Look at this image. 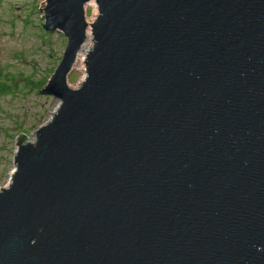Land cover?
<instances>
[{
  "label": "water",
  "instance_id": "obj_1",
  "mask_svg": "<svg viewBox=\"0 0 264 264\" xmlns=\"http://www.w3.org/2000/svg\"><path fill=\"white\" fill-rule=\"evenodd\" d=\"M41 11L67 38L40 90L59 100L16 137L0 264H264V0Z\"/></svg>",
  "mask_w": 264,
  "mask_h": 264
},
{
  "label": "rangeland",
  "instance_id": "obj_2",
  "mask_svg": "<svg viewBox=\"0 0 264 264\" xmlns=\"http://www.w3.org/2000/svg\"><path fill=\"white\" fill-rule=\"evenodd\" d=\"M43 6L44 0H0V187L14 166L16 137L24 133L31 139L59 100L40 93L66 46L60 31L43 27ZM96 14L95 5L86 6L87 22ZM84 75L73 65L67 84L76 86Z\"/></svg>",
  "mask_w": 264,
  "mask_h": 264
},
{
  "label": "bare ground",
  "instance_id": "obj_3",
  "mask_svg": "<svg viewBox=\"0 0 264 264\" xmlns=\"http://www.w3.org/2000/svg\"><path fill=\"white\" fill-rule=\"evenodd\" d=\"M89 5H93V6L95 5L96 6V4L94 2L89 3ZM86 6H85V8H86ZM85 8H84V12H85ZM96 8H97V6H96ZM90 22H88V23H90ZM88 25L89 26L86 29V38H85V41H84L83 45L81 46V48L79 49L78 54L75 57L76 64H75V61L73 63V64H75L74 66H78V68L81 71H83L84 63H85L86 58H87V53L89 52V50L91 49V46H92L91 27H90V24H88ZM66 42H67V38H66ZM72 67H73V65L71 66V68Z\"/></svg>",
  "mask_w": 264,
  "mask_h": 264
}]
</instances>
